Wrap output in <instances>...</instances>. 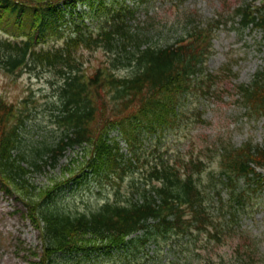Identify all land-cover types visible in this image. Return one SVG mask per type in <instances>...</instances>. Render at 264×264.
<instances>
[{
	"label": "trees",
	"instance_id": "obj_1",
	"mask_svg": "<svg viewBox=\"0 0 264 264\" xmlns=\"http://www.w3.org/2000/svg\"><path fill=\"white\" fill-rule=\"evenodd\" d=\"M78 1L0 0V69L17 75L45 71L54 86L48 108L57 134L50 144L22 142L29 97L13 103L0 96L1 188L21 199L41 231L38 263L53 264L59 253L111 257L114 252L125 264H171L170 242L193 241L197 249V231L206 234L208 250L239 233L235 257L221 254L216 264H264L257 234L248 232L244 239L240 227L242 219L254 216L249 200L264 191V142L236 145L219 138L211 146L216 168L208 169L204 158L165 154L157 145L174 128L194 88L206 83L209 92L224 70L231 71L229 63L216 73L205 71L218 18L184 14L187 30L173 42L158 43L153 14L133 23L136 8L114 7L111 0H81L89 9L73 14ZM63 6L79 18L72 17L73 28L60 35ZM102 6L108 15L92 27L85 17L101 15ZM234 16L241 29L261 30L264 40V0L238 4ZM49 37L57 42L38 46ZM98 49L106 59L88 71L85 50ZM235 86L234 101L247 118L264 116V63L249 82ZM67 149L76 151L63 168L71 178L77 172L107 181L140 176H132L127 196H107L89 211L64 209L53 197L60 183L50 178L39 186L32 175L56 167Z\"/></svg>",
	"mask_w": 264,
	"mask_h": 264
},
{
	"label": "rangeland",
	"instance_id": "obj_2",
	"mask_svg": "<svg viewBox=\"0 0 264 264\" xmlns=\"http://www.w3.org/2000/svg\"><path fill=\"white\" fill-rule=\"evenodd\" d=\"M111 2L114 7H119L121 4L135 7L136 17L134 20L131 19L133 23L137 19L145 18V14H153L152 25L156 29L154 33L156 35L152 39L154 38L153 41L158 43H164L167 40L173 42L178 34L187 30L190 25H187L184 14H194L197 16L196 19L219 22L212 38V52L205 62V71L216 73L226 63L230 64L231 71L224 70L219 78L213 81L212 92H207L206 83L202 84L201 88H194V91L184 100L182 115L174 128L157 142L160 151L170 155L199 156L204 158L206 169H208L216 168L211 146L219 138L230 139L236 145L245 140L264 142V116L249 119L244 114V108L234 101L235 85L249 82L254 72L264 63L262 31L241 29L236 22L238 18L234 16V8L243 2L258 3L259 0H111ZM62 8L64 17L58 20L60 35L67 34L73 28L72 17L79 18L76 15L71 16L69 6ZM88 9V4L80 0L76 3L73 14L79 10ZM98 14L92 12L91 16L85 17L92 27L96 28L100 25L102 18L108 15V10L102 6L100 8L102 16ZM215 18L218 20L214 21ZM54 37H49L38 46L54 45L57 42ZM85 58L87 70L91 71L106 59V55L101 49L85 50ZM119 72L126 73L127 70L120 69ZM51 80V76L45 71L23 70L17 75V73L10 74L0 69L1 97L13 103H18L25 97L33 101L28 103L30 115L27 121L28 127L23 130V143L44 140L50 144L56 137L57 129L51 122L48 108L50 99L54 95ZM74 153H76L75 150L67 149L56 167L47 165L45 169L36 171L32 175L34 183L39 186L49 184L50 178L60 183L53 197L64 209L73 212L89 211L96 208L107 196L114 197L115 194L119 198L127 196L132 189L131 184L134 178L132 176H136L134 180L140 176L138 173L117 179L111 178L107 181L99 177L80 178L81 173L77 172L78 174L71 178L63 168ZM150 156L154 154L148 155L152 161L153 158ZM249 204L254 211V216L242 219L240 227L245 231L241 236L245 239L248 237V232L251 235L257 234L256 238L260 239L261 244L260 250L264 248V191L252 196ZM195 234L198 236L197 249L193 241L178 246L170 242L171 248L169 251L166 248V254L172 258L171 264H206L208 261L216 264L221 254L226 259L235 257L234 244L240 236L238 232L235 235L223 237L224 240L210 250L205 245L206 234L197 231ZM153 246L154 244L151 243L150 252ZM258 253L256 255H259ZM42 254L43 243L40 229L28 216L21 199L17 198L15 193L6 194L0 183V264H39ZM112 254L110 257V255H99V253H59L54 257L53 264H125L121 254L114 252ZM129 255L132 257L135 254ZM139 255L140 251L137 256ZM102 257H107L111 261Z\"/></svg>",
	"mask_w": 264,
	"mask_h": 264
}]
</instances>
